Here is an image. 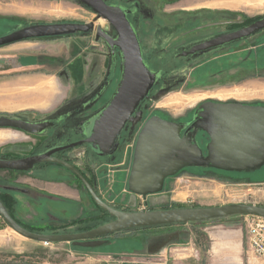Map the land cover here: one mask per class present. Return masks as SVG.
<instances>
[{
	"label": "rangeland",
	"instance_id": "1",
	"mask_svg": "<svg viewBox=\"0 0 264 264\" xmlns=\"http://www.w3.org/2000/svg\"><path fill=\"white\" fill-rule=\"evenodd\" d=\"M109 3H123L131 6V4H139L141 6L140 14L137 17L141 32L143 34L144 43L146 44V54L149 59L148 67L162 70L164 65H155L164 56L169 53L180 51L181 48L192 45L197 36H206V26L210 23L222 24L221 30L241 26L247 22L257 20L264 16V0H223V3L217 5L227 11H209L208 9H184L192 6L198 0H106ZM139 1L140 3H138ZM153 3V7L152 4ZM132 5V6H133ZM219 12V13H218ZM208 15L210 20H203L202 25H188L189 22H195L196 16ZM96 18V14L85 7L80 0H0V37L8 35L23 27L34 24H53V23H80L88 24ZM184 27L174 28V23L184 22ZM158 23V24H157ZM206 23V24H205ZM209 23V24H210ZM166 24H169L166 28ZM159 25H164L168 30L163 32V28L158 29ZM111 25L101 19L96 23V28L101 27L105 31L111 32ZM202 27L204 29L202 30ZM175 29V30H174ZM208 29L213 30L208 26ZM209 35V34H208ZM262 35L251 38L240 45L229 50L217 52L216 56L222 59L206 62V59H192L190 65L179 70H171L168 68L167 77L157 83L151 92L150 98L146 101L150 108L161 114L169 115L174 118L183 117L187 111L193 106L186 104L187 97L200 94H214L217 92L239 91L241 97L229 99L247 101V102H264V68L258 71L255 79L254 73L245 69L235 68L244 57L249 54V48L256 46L257 38ZM73 38H76L75 36ZM72 39L69 37L52 40L43 39L42 42L51 44L52 42H61ZM91 42L93 38L88 37ZM261 39V38H260ZM46 40V41H45ZM263 44L264 39L259 40ZM105 50V49H104ZM264 48L262 49V51ZM239 51H241L239 53ZM107 52V51H106ZM230 53V54H229ZM253 54L256 56L255 52ZM252 54V55H253ZM156 55V56H155ZM227 55L226 57H224ZM264 55V54H262ZM210 57V56H209ZM121 56L118 57L113 82L118 83L122 74ZM160 59V60H159ZM226 61V62H225ZM188 61H181V64H187ZM159 74V73H158ZM17 74H1L0 75V102L15 104L17 99H12L18 91H21L26 84H22L17 80ZM116 86V89H117ZM32 93L27 94L30 96ZM199 98V97H196ZM208 99V98H207ZM186 105H185V104ZM49 111V112H48ZM51 111V112H50ZM48 112V113H46ZM54 110L50 108H37L33 106L20 107L16 109H0V115H18L21 118L30 121H42L51 119L53 122L58 121L61 117H66V113L62 115L54 114ZM74 115H70L72 117ZM76 116V115H75ZM140 113L135 116V122L139 120ZM60 117V118H59ZM64 120V119H63ZM63 123H68L67 119ZM135 124V123H134ZM0 132H9L12 138L19 136L21 153L17 154L23 158L31 156L35 149L32 146L33 136L18 130L5 129ZM20 134V135H19ZM11 139L0 141V154L7 150V145L11 143ZM45 138V136H44ZM78 138L72 133L66 131L61 138L63 142H74ZM40 144V143H39ZM76 149L72 150L73 152ZM73 152H70L72 154ZM74 160L80 166L84 173H88L96 184V189L100 197L109 205L128 207L130 196L126 195L124 202L121 201L123 190L128 189V185L122 180L117 171V163L122 160V147L118 154L98 158L97 166L92 161L85 160V149H77ZM87 159H93L90 155ZM93 165V166H91ZM89 167H92L90 169ZM115 171L109 176L108 170ZM196 172V173H195ZM190 177H199L201 179H192L188 175H179L169 185V195L150 196L146 201L141 197L138 198L136 211L159 209L163 207L172 208H205L218 207L232 204L254 203L259 202L261 195H253V186L264 184V176H254L253 173L247 171H221L217 169H203L202 171H194ZM38 174V175H36ZM114 175V176H113ZM8 177L12 181L18 191L15 194L17 206L15 207V216L19 221L29 227L45 229L46 232L69 225L76 220H85L89 226H95L111 221V218L103 213L92 201L87 190L67 169L57 166H48L47 168L37 169L29 173H22L9 177L7 173L0 172V179ZM34 177L45 185L46 189L54 188L57 192L61 186L70 195L76 198L68 197L67 201L60 196L42 192L39 188L35 189L27 185V179ZM118 178V183L116 178ZM27 178V179H26ZM50 184H47V183ZM116 182V183H115ZM251 190V191H249ZM247 195V196H246ZM147 203V206L143 203ZM146 206V207H145ZM4 220L0 217V264H141L146 257V253L140 252L145 240L153 237L156 239L160 236L179 234L174 240L179 245L180 253H174L176 256L182 254L185 261H176L173 264H194L196 253V245L205 250L208 246V240L204 230L209 231V227L225 225L243 230L244 235L248 231L247 217H230L215 221L198 223L189 229H182L181 233L172 229L173 226L146 228L124 232L118 235H112L104 240L106 244L98 248H83L75 246L73 243H53L47 245L43 242L28 240L15 233ZM208 227V228H207ZM72 233L76 232V228H71ZM70 233V232H69ZM189 236H193L192 242ZM147 238V239H146ZM173 240V239H172ZM248 246V245H247ZM245 264H259V262L249 255L248 248L245 245ZM200 261L204 259V253H200ZM191 257V258H190ZM154 262L158 258L153 259ZM205 264V259L203 261Z\"/></svg>",
	"mask_w": 264,
	"mask_h": 264
},
{
	"label": "water",
	"instance_id": "2",
	"mask_svg": "<svg viewBox=\"0 0 264 264\" xmlns=\"http://www.w3.org/2000/svg\"><path fill=\"white\" fill-rule=\"evenodd\" d=\"M80 2L96 14V18L91 23L29 25L0 37V48L31 40L96 35V40H103L113 55L116 48L120 51L122 74L116 92L101 112L84 121L82 130L85 139L28 157L0 158V171L29 173L44 164L63 166L82 182L93 202L109 214L113 221L79 233H34L16 222L0 200V217L8 227L18 235L36 242L73 243L78 247L98 248L106 244L105 238L121 232L198 224L230 217L264 218V207L251 204L136 211L138 198L142 197L146 200L149 196L161 193L166 178L175 174L180 167L173 163L181 150L182 143L178 127L158 117H153L147 122L137 143L128 179L130 193L128 207L132 210L130 212L117 210L106 203L81 171L55 157L60 152L82 145H89L101 158L114 155L119 148L123 133L133 120L135 122L137 111L160 79V74L151 71L144 60L137 33L128 19L127 10L120 6L108 5L105 0H80ZM101 19L111 25L116 33L115 38L101 27L96 28V23ZM263 30L264 18L237 32L200 44L190 52H185L184 56L246 39ZM54 126L55 123L50 121L29 122L0 115V130H20L41 136ZM210 135L212 137L209 147L210 159L218 168L228 171H249L264 163L263 108L243 105L218 107L213 111ZM126 195L123 194L121 197L122 202L125 201Z\"/></svg>",
	"mask_w": 264,
	"mask_h": 264
},
{
	"label": "crops",
	"instance_id": "3",
	"mask_svg": "<svg viewBox=\"0 0 264 264\" xmlns=\"http://www.w3.org/2000/svg\"><path fill=\"white\" fill-rule=\"evenodd\" d=\"M221 2L223 3V0H198L192 6L184 9H208L220 11V13L224 10L227 11V8L224 9L217 5ZM151 4L153 7V3ZM75 37H69L72 39L52 42L51 44L42 42V40H33L0 48V75L15 73L17 74V80L22 84H26L21 91L13 94L12 99H17V103L0 102V109L33 106L42 109L50 108V110H54V114L59 116L69 112L90 114L94 110L91 111L92 108L86 109L84 105L91 104L96 96L100 99H96L98 102H102L104 99L105 101L106 99L109 100L112 94H115V87L113 78L110 79L109 70H107L108 58L106 51L96 48L97 44L94 40L88 41L87 38L90 36ZM60 39L62 38H59V41ZM238 92L227 91L209 95H194L187 97L188 102L186 104L193 106L195 103L207 98L227 100L241 97L242 95L240 96ZM29 93L32 94L28 96ZM76 107H79V109H75ZM18 133H20V130H18ZM12 137L13 135L9 132H0V141L9 140ZM33 137L31 141L32 146H34L33 149H35L43 140L44 135ZM20 143L19 136L15 139L12 138L11 143L7 145V150L2 153L10 155L12 158L22 157L17 155L21 153L20 149L23 146ZM26 181L30 187L39 188L42 192L60 196L66 201L68 197L76 198L74 195L69 196V192L65 191L62 186L56 188L58 190L54 192V188L46 189L45 185L42 184L44 181L41 183L34 177ZM126 192H128V189L123 190V194H126ZM195 225L173 226L172 229H176L181 233L182 229H189ZM209 229L211 230H204L208 246L205 250H202L199 244L196 245L197 256L194 264H203L204 259L205 264H245V245L248 248L247 232L244 235L242 229L225 225L213 226ZM176 236H179V234L168 235L167 237L160 236L156 239H152L153 237L146 238L145 244L140 247V252L149 254V256L141 264H173L177 263L176 261H181V263L185 261V258L181 257L182 254L177 256L174 254L180 253V249H176L179 248L177 241L174 240ZM188 238L192 242L193 236ZM200 253H204V259L201 261ZM154 258H158V260L154 262Z\"/></svg>",
	"mask_w": 264,
	"mask_h": 264
},
{
	"label": "flooded vegetation",
	"instance_id": "4",
	"mask_svg": "<svg viewBox=\"0 0 264 264\" xmlns=\"http://www.w3.org/2000/svg\"><path fill=\"white\" fill-rule=\"evenodd\" d=\"M137 2L140 3L139 1H137ZM106 3L108 5L120 6V7L124 8L125 10L128 11V19H129L131 25L133 26L135 32L137 33L141 48L143 49L142 53L144 52L145 57H146L145 61H147V65H148L149 59L147 58V56L152 55V52L154 50L152 49L151 52L148 53V55H147L146 50L144 49L146 44L144 43V39L142 37L143 34L141 32V29H140V26H142V25L140 24V22L138 23V19H137V17L140 14L139 9L141 8V6H139V4H137L136 2L134 5L131 4V6L125 5L123 3H109L107 1H106ZM209 11H211V10H209ZM262 18H264V16L257 19V20L247 22L241 26L221 30L223 25L210 23L212 20H210V17H208V15L196 16L195 22H193V23L189 22L188 25H191V24H195L194 26H196L198 24L202 25L203 20H205V19L210 20L207 22L208 24L206 26H204L207 28L206 32H205V33H207V35L206 36H197V38L195 39L196 41L192 45L183 47V48H181L180 51H177L174 53H169L167 56H164L161 60L159 59L160 61H158L155 65H164L165 67L162 70H156V69H153V70L158 72L159 74H161V76H162L161 80L163 81V79H165L167 77L169 67L173 68V69H171L173 71L179 70L185 66L190 65L191 62L193 61L192 59L196 60L199 57L206 59L205 63L210 62V61H214V60H217L220 58L222 59V57H223L222 54H221V56H216L218 54L217 52L223 51V50H229L231 48H234V47L240 45L241 43H244L247 40H250L251 38H254V37H257L258 35L264 34V30L253 35V36H251V37H248L246 39L234 41V42H231V43L219 46V47H215V48H212V49H209L206 51H199L193 55L184 56V53L190 52L194 47H196L200 44H203L205 42L211 41V40L216 39L218 37H221L223 35H227L230 33L237 32V31H239L245 27H248V26L252 25L253 23L261 20ZM183 23H185V21L179 22V23H174V28L177 29L179 27H181V28L184 27L186 24L182 25ZM168 25L169 24H166V28L169 27ZM208 26L211 27L213 30L208 29ZM204 27H202V30L204 29ZM161 28H163V32L168 31L164 27V25L158 26L159 30ZM109 34L114 38L116 37V33L112 29V27H111V32H109ZM79 36H90V35H79ZM90 37L93 38L92 40H94V42H96V44H97L96 48H100L102 50L105 49V51H107L106 52L107 58H108V62H107V68L108 69L107 70H109L110 79L113 78V76L115 75L117 64H118V57L121 56L119 49L116 48L115 54L113 55L112 51L109 49V47L105 44V42L103 40L97 41L96 35H93ZM260 38L264 39V35H262ZM260 38H257V40H256L257 45L256 46L249 48L248 51L250 53L247 54L244 57V59L240 63H238L237 66H235V68H241V69H245L246 71L253 72L254 73L253 79H255L257 77L258 71H261V69L263 70V68H264V67L261 68L262 62L259 59L261 57V55L264 54L263 53L264 50L262 51V49L264 48V43L263 44L259 43V40H261ZM253 51L255 52L256 56L253 54ZM240 52L241 51H239V53ZM226 56L227 55H225L224 57H226ZM181 61H186V62L188 61V63L187 64H181ZM121 63H122V61H121ZM161 80L158 83H160ZM113 85L115 87V92H116L117 82L114 81ZM113 96H114V94H112V96L109 100L106 99V101H105V99H104L102 102H98L97 100L99 99V97L96 96L91 101V104L84 105V107L86 109L92 108L91 111L94 110L93 113H90V114L86 113L85 114V112H81V113L77 112V114H76V113L69 112L68 114L66 113L65 118L63 117L62 119H58V121H56V122H53L51 119L42 120V121L53 122V123H55V126L52 129L47 130V132L44 134V136H46V137L43 138V140L40 142V144H38L36 146L37 149L35 148V150H37L36 154L44 153V152H47L49 150L59 148V147H63L66 145H72V144L78 143V142L82 141L83 139H85L86 136L84 135L83 130H82V126H83L84 121L86 119H88L89 117H92V116L98 114L99 112H101L108 105V103L110 102V100L112 99ZM150 96H151V93H150L149 97L143 102V104L140 106L139 110L136 113V115L138 113H140L139 120L137 122H134V120H133V122L128 125L127 130L123 133L119 148H118L117 152L115 153V154H118L120 152L121 147H122V151H123L121 153L122 160L120 163H117V165H116L117 171L116 172L118 174H122L121 175L122 180H124L125 184L127 185L128 179L130 176V171H131L133 161H134L135 150L137 147V143H138L140 134L142 133L145 125L147 124V122L149 120H151L153 117H158L170 125L177 126L178 131H179V138L182 141V143H181V150H180L179 154L177 155L176 159L173 161V163L178 164L180 167H179L178 171H176L175 174L166 178L163 191L161 193L157 194V195L162 194V196L169 195L170 192H172V191H169V185L177 178V176H179L181 174L182 175H188L189 178H192V179H195V178L201 179L199 177L194 178V177H190V176L192 174L197 175V174H195L196 172L194 173V171H202L203 169H207V168L217 169V170H221V171H228V170H223L221 168H218L210 159L209 147L212 143V137L210 135V130L212 128L213 111L218 109V107H222V106L227 107V106H235V105L260 107V108L264 109V102H259V101L258 102H247V101H239V100H234V99L219 100V99L208 98V99L201 100L195 106L191 107L192 109L187 111L183 117L174 118V117L169 116V115L161 114L160 112H157V111L155 112L153 108H150L146 103V101L150 98ZM95 100H96V102H95ZM75 109H79V107H76ZM70 115H74V116L70 117ZM15 118L32 122L30 120L24 119L25 117L21 118L20 116H17ZM63 119L64 120L67 119L68 123H63L64 122ZM33 122H41V121H33ZM65 131L67 133L74 134V136L77 137L78 139L74 142H66V143L63 141L59 142L61 140V138L63 137V134ZM81 148L85 149V156H84L85 160L86 161L90 160V161H92V164H95L94 166H97L96 160L100 157H98L92 151V149L89 147V145H82L79 147H75L73 149H69V150L60 152V153L56 154L55 157H57L61 160H64V161L70 163L71 165L75 166L83 174L84 172L82 171L80 166L74 160L75 158H73L77 155L75 151L77 149H81ZM74 149H76V150L73 152L72 150H74ZM70 152H73V153L70 154ZM90 153H91V157H93V159H87V156L90 155ZM48 166H53V167L57 166V167L65 168L63 166L56 165V164H46L44 167H41L40 169L47 168ZM91 166H93V165H91ZM89 168L92 169V167H89ZM247 172L253 173L254 176H258V175L264 176V163L262 165L258 166L257 168H255L254 170H249ZM84 174L86 175L85 177L88 179L90 184L93 186V188L97 192L96 184L92 180L91 176L88 173H84ZM72 175H74V174L72 173ZM118 178L119 177H117L115 179L117 183H118ZM126 194L130 196L129 192H126ZM122 196H123V194H122ZM149 197H147V199ZM146 206H147V203H146ZM112 207H114V206H112ZM114 208H116L117 210H120V211H126V212L132 211L129 208H125L124 206H120V204H115ZM151 208L152 209H150V210L172 209V207L171 208L170 207H163V208H159V209H154L153 207H151ZM111 221H113V219H111ZM119 264H130V263L124 262V263H119Z\"/></svg>",
	"mask_w": 264,
	"mask_h": 264
},
{
	"label": "trees",
	"instance_id": "5",
	"mask_svg": "<svg viewBox=\"0 0 264 264\" xmlns=\"http://www.w3.org/2000/svg\"><path fill=\"white\" fill-rule=\"evenodd\" d=\"M54 39H59V38H54ZM31 41H33V40H31ZM143 57H144V60H146V57H145L144 52H143ZM259 59L262 62L261 66L264 67V55H261V57ZM145 62L147 64V61H145ZM155 73H158V72L155 71ZM12 116L13 117H17L18 115H12ZM36 151L37 150H35L31 155H35L36 154ZM0 158L16 159V158H12L10 155H5V154H0ZM45 165L46 164L41 165V166H38V167H36V169H40L41 167H44ZM0 172L7 173V175H9V177H12L13 175H19V174H22V173L24 174V172L5 171V170L0 171ZM83 175L86 176L84 173H83ZM78 181L81 182L80 180H78ZM17 191H18V188L15 187V185H14V183L12 181H9L8 180V177H3L2 179H0V200L7 207V209L10 212V215L13 217V219L16 222H18L21 226H23L25 229H27V230H29L31 232L41 233V234H65V233H69V232L72 233V230L69 231V229H71V228L72 229L73 228H76V230H78L76 232H85V231L91 230L93 228H96V227H98L100 225L105 224V223H102V224H98V225H95V226H89V224H87L86 223L87 221H85V220H76V221H74L73 223H71L69 225H65V226H62V227L56 228V229H53L52 228L50 230V232H46L45 229L43 230L42 228L35 229V228H32V227H29L27 225H24V223H22L21 221H19L17 219V217L15 216V207L18 205L17 204V200L15 198V194H16ZM98 209H100V208L98 207ZM100 211H101V213L109 216V214H107L106 212H104L102 209H100ZM121 233H124V232H121ZM121 233H117L115 235H118V234H121Z\"/></svg>",
	"mask_w": 264,
	"mask_h": 264
},
{
	"label": "built area",
	"instance_id": "6",
	"mask_svg": "<svg viewBox=\"0 0 264 264\" xmlns=\"http://www.w3.org/2000/svg\"><path fill=\"white\" fill-rule=\"evenodd\" d=\"M108 173L110 176L112 173L114 174L115 171L110 169L108 170ZM251 188L254 189V192L252 193L254 194V196L253 195H248V196L250 198H253L255 197L256 194H259L261 195V198H260L261 200L259 202L253 200L254 203H243V204H251L255 206L264 207V184L259 185V186H253ZM143 203L146 205L145 201ZM143 210L141 208L140 211H143ZM247 224H248L247 244H248L249 255L254 257L259 262V264H264V218L254 217V216L247 217ZM46 244L50 245L52 243H46Z\"/></svg>",
	"mask_w": 264,
	"mask_h": 264
},
{
	"label": "bare ground",
	"instance_id": "7",
	"mask_svg": "<svg viewBox=\"0 0 264 264\" xmlns=\"http://www.w3.org/2000/svg\"><path fill=\"white\" fill-rule=\"evenodd\" d=\"M100 21V20H99Z\"/></svg>",
	"mask_w": 264,
	"mask_h": 264
}]
</instances>
